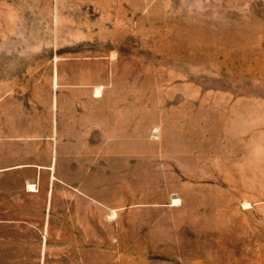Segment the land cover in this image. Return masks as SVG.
Returning <instances> with one entry per match:
<instances>
[{
  "label": "rangeland",
  "instance_id": "1",
  "mask_svg": "<svg viewBox=\"0 0 264 264\" xmlns=\"http://www.w3.org/2000/svg\"><path fill=\"white\" fill-rule=\"evenodd\" d=\"M57 89L112 207L80 264H264V0H0V123Z\"/></svg>",
  "mask_w": 264,
  "mask_h": 264
},
{
  "label": "crops",
  "instance_id": "2",
  "mask_svg": "<svg viewBox=\"0 0 264 264\" xmlns=\"http://www.w3.org/2000/svg\"><path fill=\"white\" fill-rule=\"evenodd\" d=\"M55 97L45 124L0 123V245L11 256L37 255L39 264H80L112 207L80 156L83 132L59 115L58 89Z\"/></svg>",
  "mask_w": 264,
  "mask_h": 264
},
{
  "label": "bare ground",
  "instance_id": "3",
  "mask_svg": "<svg viewBox=\"0 0 264 264\" xmlns=\"http://www.w3.org/2000/svg\"><path fill=\"white\" fill-rule=\"evenodd\" d=\"M99 89V88H98ZM101 93V92H100ZM99 94V93H98Z\"/></svg>",
  "mask_w": 264,
  "mask_h": 264
}]
</instances>
